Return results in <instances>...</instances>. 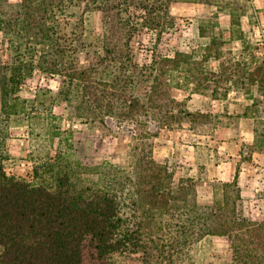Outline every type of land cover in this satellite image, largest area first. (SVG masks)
<instances>
[{
    "label": "trees",
    "instance_id": "1",
    "mask_svg": "<svg viewBox=\"0 0 264 264\" xmlns=\"http://www.w3.org/2000/svg\"><path fill=\"white\" fill-rule=\"evenodd\" d=\"M177 1L0 0L3 122L16 113L9 97L28 77L58 78L56 100L70 124L129 135L132 163L126 176L103 182L91 177L101 165L84 167L90 177L83 183L74 169L59 165L73 156L67 137L75 133L72 127L53 128L51 138H61L34 171L37 184L8 176L0 162V264H112L114 257L136 253L160 264H187L193 245L209 235L230 241L237 264H260L250 255L241 224L227 222L222 208L199 205L195 192L187 196L169 166L154 158V140L195 117L181 108L174 95L180 85L173 84L197 64L194 55L157 52L174 28L171 8ZM87 16L93 38L83 43L74 34L76 45L64 25L75 19L82 29ZM143 30L155 42L151 63L139 65L131 43ZM230 186L240 199L237 177ZM158 215L165 219L152 222Z\"/></svg>",
    "mask_w": 264,
    "mask_h": 264
},
{
    "label": "rangeland",
    "instance_id": "2",
    "mask_svg": "<svg viewBox=\"0 0 264 264\" xmlns=\"http://www.w3.org/2000/svg\"><path fill=\"white\" fill-rule=\"evenodd\" d=\"M171 15L174 28L164 34L157 52L194 55L197 64L183 69L173 84L180 85L174 95L183 102L181 108L195 117L183 118L180 128L156 138L154 158L169 166L175 184L187 196L195 192L199 205L222 208L227 222H239L250 255L264 264V0H178ZM91 24L90 16L82 29L70 19L64 31L88 43L93 38ZM74 39L78 45V38ZM154 42V34L146 30L134 37L131 48L136 63H151ZM58 88V78L36 73L18 94L10 95L16 113L8 123L0 117V162L6 174L37 184L34 171L48 161V152L61 138H51L53 128L72 127L75 133L67 137L73 156L63 157L59 165L74 169L83 183L90 177L83 171L87 166L101 165L91 175L99 182L126 176L132 165L129 135L113 137L97 125L80 122L72 126L67 110L56 100ZM1 101L0 94V109ZM236 177L240 199L237 189L226 187ZM181 216L187 218L185 213ZM162 219L158 215L152 222ZM254 227L258 228L252 231ZM112 264L160 261L136 253L114 257ZM187 264L237 262L228 239L209 235L193 245Z\"/></svg>",
    "mask_w": 264,
    "mask_h": 264
},
{
    "label": "crops",
    "instance_id": "3",
    "mask_svg": "<svg viewBox=\"0 0 264 264\" xmlns=\"http://www.w3.org/2000/svg\"><path fill=\"white\" fill-rule=\"evenodd\" d=\"M193 148H194V149H196V147H195V146H193ZM217 167H220V166L218 165ZM200 242H201V241H200ZM200 242H199V243H200Z\"/></svg>",
    "mask_w": 264,
    "mask_h": 264
}]
</instances>
